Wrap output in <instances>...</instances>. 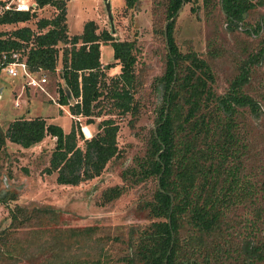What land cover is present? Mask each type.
I'll use <instances>...</instances> for the list:
<instances>
[{
	"label": "trees",
	"instance_id": "1",
	"mask_svg": "<svg viewBox=\"0 0 264 264\" xmlns=\"http://www.w3.org/2000/svg\"><path fill=\"white\" fill-rule=\"evenodd\" d=\"M32 2L28 10L0 11V25L35 19V30L22 25L0 31V51L19 50L30 72H58L62 84L56 86L57 103L67 105L71 115L99 116L106 97L107 114L128 115L133 127L141 89L135 40L115 39L105 29L96 32L93 20L69 35L65 0ZM137 3L123 0L126 8ZM181 3L191 4L194 13L199 7L196 0H151L152 33L163 47L161 73L151 82L155 91L161 90L153 101V128L145 134L142 151L119 171L121 182L104 188L99 196V203L107 204L152 180L153 187L135 202L145 222L131 223L124 234L111 237L97 234L95 225L53 227L51 232L40 231V237L47 234L42 247L27 253L16 238L11 241L12 229L35 218L57 222L59 212L15 205L8 210L9 226L0 229V264H264V135L262 144L254 126L264 120V86L253 84L255 69L264 65V20L242 27L243 14L264 0H217L227 30L259 37L255 51L239 58L236 74L221 93L213 89L211 64L195 51L181 52L175 44L173 23ZM201 4L207 8L211 0ZM45 6L56 12L36 16ZM101 44L110 46L111 63L100 62ZM214 44L207 42L209 57L215 56ZM114 65L119 72L106 81V70ZM117 131L110 116L85 139L75 121L64 132L43 117H19L4 130L0 127V149L6 140L28 148L45 136L54 138L44 172H55L58 184L77 185L98 176L119 156ZM111 242L122 244L115 256L109 253Z\"/></svg>",
	"mask_w": 264,
	"mask_h": 264
},
{
	"label": "rangeland",
	"instance_id": "2",
	"mask_svg": "<svg viewBox=\"0 0 264 264\" xmlns=\"http://www.w3.org/2000/svg\"><path fill=\"white\" fill-rule=\"evenodd\" d=\"M31 1L24 0L26 3ZM108 1L113 32L110 31V23L102 0H65L67 33L69 35L79 33L81 25L86 20H93L96 24V32L105 29L115 39L135 40L139 47L135 69L141 81V89L137 93L140 108L137 118L133 119V127H130L128 115L107 114L110 112V106L106 97L101 100L103 106L99 109L101 112L99 116L86 119L83 116L71 115L67 105L57 103L56 86L62 82L58 72H44L46 83L43 91L25 86L21 78L0 77V86L3 88L0 96L2 130L12 119L35 116L59 125L64 132H67L71 122L75 121L83 139L89 138L97 131V123L103 118L110 116L118 125L116 145L119 156L108 161L98 176L77 185L58 184L55 181V172L51 174L44 172L53 150L54 138L45 136L39 143L28 148L5 141L4 147L0 149V229L9 226L8 210L15 205L28 209L32 206L51 207L59 212L57 222L49 219L40 221L35 218L12 229L11 241L12 238H16L27 253L39 250L42 247L41 242H44L47 236L46 234L40 237V231L51 232L53 227L79 228L95 225L99 227L97 234H107L111 237L119 233L124 234L131 223L145 222L143 217L136 213L135 202L137 197L153 187L152 180L126 190L107 204L101 205L99 196L104 188L121 182L119 171L131 162L134 154L142 151L145 134L149 128H153V101L155 96L160 98L161 90L155 91L151 82L161 73L163 47L159 38L152 33L151 0H138L132 8H126L123 0ZM9 2L16 3L17 0H0V11L1 6ZM196 2L199 3V7H195L196 13L190 10L191 4L188 3L176 13L173 39L181 52L195 51L211 64L214 74L213 89L221 93L236 74L239 58H243L247 52L255 51L259 37L251 36L242 30L233 32L227 30L224 18L217 9V0H211L207 8L202 6L201 0ZM55 12L53 7L45 6L36 11V16L49 17ZM259 19L264 20V3L243 14L242 27L244 24L253 26ZM34 21L35 19H30L22 23L0 25V31L8 32L22 25L35 30ZM211 40L215 43L214 57H209L207 52V42ZM104 45L107 44L100 46L102 58H104ZM108 47L111 49L110 46ZM255 70L257 72L253 84L264 86V65H259ZM118 72L117 65L106 70V81L108 77ZM16 85H19L21 91L11 92L10 89ZM254 123L256 139L261 142L263 140L261 135H264V120L261 118ZM77 144L82 147V140L79 139ZM111 244L109 253L115 256L122 244L118 242Z\"/></svg>",
	"mask_w": 264,
	"mask_h": 264
},
{
	"label": "built area",
	"instance_id": "3",
	"mask_svg": "<svg viewBox=\"0 0 264 264\" xmlns=\"http://www.w3.org/2000/svg\"><path fill=\"white\" fill-rule=\"evenodd\" d=\"M34 3H26L24 0H17L16 3H4L1 10L14 9V10H28L34 7ZM7 76L10 79L21 78L24 80V85L30 88H37L43 91L46 83L44 73L40 71L30 72L24 61L20 57L19 50L0 51V77Z\"/></svg>",
	"mask_w": 264,
	"mask_h": 264
},
{
	"label": "crops",
	"instance_id": "4",
	"mask_svg": "<svg viewBox=\"0 0 264 264\" xmlns=\"http://www.w3.org/2000/svg\"><path fill=\"white\" fill-rule=\"evenodd\" d=\"M32 2V1H31ZM81 28H82V25H81ZM79 31H81V29L79 30ZM101 46V45H100ZM104 58H102L101 57V52H100V62L102 63V64H106V63H110L111 61H112V50L111 49H109V47H108V45H104ZM2 87L0 86V96H1V91H2ZM10 91L12 92V91H21V89H20V87H19V85H16L14 88H11L10 89ZM16 92V93H17ZM18 92V93H19ZM22 93V92H21ZM88 130V129H87Z\"/></svg>",
	"mask_w": 264,
	"mask_h": 264
},
{
	"label": "water",
	"instance_id": "5",
	"mask_svg": "<svg viewBox=\"0 0 264 264\" xmlns=\"http://www.w3.org/2000/svg\"><path fill=\"white\" fill-rule=\"evenodd\" d=\"M103 3H104V9H105V12H106V15H107V18L109 20V23H110V31L113 32V29H112V17H111V13H110V3L108 0H102ZM183 6V3H181L180 7L178 8V10L176 11V13L182 8ZM175 13V14H176ZM172 19V18H171ZM164 38H165V32H164ZM67 96H68V100H69V104H72L74 101L72 100L71 96L69 95V93H66Z\"/></svg>",
	"mask_w": 264,
	"mask_h": 264
}]
</instances>
